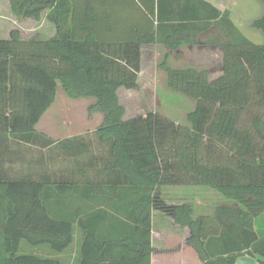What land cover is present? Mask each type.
<instances>
[{
    "label": "trees",
    "instance_id": "obj_1",
    "mask_svg": "<svg viewBox=\"0 0 264 264\" xmlns=\"http://www.w3.org/2000/svg\"><path fill=\"white\" fill-rule=\"evenodd\" d=\"M112 1L9 0L17 18L38 22L46 13L55 34L24 40L14 29L0 39V264H61L19 253L21 242L47 246L52 253L72 243L75 219L54 218L47 201L49 186L59 200L76 193L77 186L51 183L44 171L10 177L6 169L14 146L69 157L91 151L83 136L58 141L36 130L58 86L69 99L94 100L88 112L100 113L102 122L93 136L145 200L138 259L111 254L84 227L79 264H149L150 206L190 229L188 243L200 264H234L243 255L264 264V0H259L262 15L251 23L262 35L260 45L239 31L228 11L203 0H118L136 1L144 10L143 32L135 39L121 37L114 33L121 19L101 13ZM145 44L221 52V74L212 80L207 69L173 68L166 60L159 65L168 89L195 102L186 125L153 112L125 119L117 90L138 88ZM166 186L207 188L229 204L192 218L189 206L169 207L157 198L155 189Z\"/></svg>",
    "mask_w": 264,
    "mask_h": 264
},
{
    "label": "crops",
    "instance_id": "obj_2",
    "mask_svg": "<svg viewBox=\"0 0 264 264\" xmlns=\"http://www.w3.org/2000/svg\"><path fill=\"white\" fill-rule=\"evenodd\" d=\"M203 1L220 11H228L234 25L245 36L241 29V22L248 16L251 17L248 0ZM260 5L261 10L258 4L254 3L252 16H257L255 19L250 20V26L263 13L262 4L260 3ZM101 13H111L113 17L121 19L122 23L117 25L116 32H114L121 37L135 39L138 36L137 34L144 30V10L136 1H129L128 3H120L118 0L112 1L110 7H101ZM45 14L38 22L31 19L17 18L10 10L9 0H0V39H7L14 29L21 34L24 33L22 26L24 21H29V25H31L33 35L30 38L37 40L52 38L55 34V28L45 19ZM236 15L240 20L236 21L234 19ZM44 34L46 39L41 38ZM22 39L27 40L23 37ZM252 42L260 45L262 35L261 40L257 37V40ZM158 47L163 50V61L166 60L170 67H173L170 62L179 60L185 52L190 54L198 51L210 52L211 55L216 56L220 67L217 70L211 68L209 76L216 71L221 74L222 54L217 49L186 46L176 51H169L163 46L145 44L141 47V70L138 75V85L144 72L145 55L151 60H157ZM215 78L210 77L211 80ZM136 89L119 88L117 95L121 91L128 92ZM47 135L49 137L50 134ZM80 135L83 134L77 136ZM83 137H85V140L82 143L91 146L90 152H80L76 157L57 153L49 159L52 167H48L44 171L51 183L71 181L77 186L76 193L71 196H63L60 200L54 194L56 193L55 186H49L52 195L47 201V206L51 215L57 219H75L72 243L61 253H54V257L61 264H79L82 260L85 227V230L93 234L95 240L103 245L107 244L106 246L111 248L113 252L111 254H115L118 258L138 259L141 246L145 241L144 224L142 222L144 210L141 211L145 202L144 195L130 186L125 176L113 167V157L106 145H102L95 137L85 135ZM198 189L194 186H166L156 188L154 192L157 194V198L166 206H189L192 218H197L200 216L197 213L200 205ZM228 204L227 202L221 206ZM215 210L212 214L215 213ZM189 236L190 229L188 227L178 225L170 215L152 209L150 206L149 244L151 253L149 264H200L196 251L188 243ZM89 257H91V253H89ZM234 264L259 263L253 257L243 255Z\"/></svg>",
    "mask_w": 264,
    "mask_h": 264
},
{
    "label": "rangeland",
    "instance_id": "obj_3",
    "mask_svg": "<svg viewBox=\"0 0 264 264\" xmlns=\"http://www.w3.org/2000/svg\"><path fill=\"white\" fill-rule=\"evenodd\" d=\"M257 3L261 10V5L258 0H248L250 6L248 16L241 22V29L245 36L251 41L261 40L260 32L255 31L250 26V20L255 19L257 15L252 16L254 12V3ZM259 15V14H258ZM236 21L240 18L236 15ZM29 21H24L22 24L24 33H20L23 38H30L32 28ZM21 37V38H22ZM46 39V35L41 36ZM254 43V42H253ZM256 43V42H255ZM157 60H151L145 55L144 72L140 78L138 88L134 91H121L118 95L120 104L125 108V119L139 115H146L148 112H153L165 116L177 124L186 125V116L195 108V102L186 96L170 91L166 85V74L159 67L163 62V50L158 47ZM209 63V64H208ZM173 67H194L197 69L211 68L219 69V61L215 55L204 51L193 52L192 54L185 52L177 61H171ZM219 72L211 74V78L219 76ZM94 103L93 99L85 98L72 100L66 97L62 88L58 86L55 101L52 106L44 113L39 123L36 125V130L44 133L49 138L63 140L68 137L93 136L95 129L101 124L102 116L98 112L89 114L88 108ZM89 132V133H85ZM15 150V156L12 157V164H8L6 169L9 170L10 177H18L27 171H33L35 174H40L46 171L48 167H52L50 158L61 152L48 151L37 149L27 145L12 147ZM49 160V161H48ZM43 161V162H41ZM49 165V166H48ZM199 189V215H210L214 210L222 204H226L218 193L207 188L198 187ZM19 253L36 254L44 257H54V253L47 246L33 247L26 242H21Z\"/></svg>",
    "mask_w": 264,
    "mask_h": 264
}]
</instances>
